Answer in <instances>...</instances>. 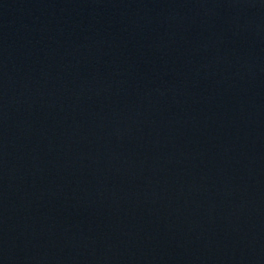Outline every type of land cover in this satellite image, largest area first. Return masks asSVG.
Wrapping results in <instances>:
<instances>
[{
  "label": "water",
  "instance_id": "water-1",
  "mask_svg": "<svg viewBox=\"0 0 264 264\" xmlns=\"http://www.w3.org/2000/svg\"><path fill=\"white\" fill-rule=\"evenodd\" d=\"M0 264H264V0H0Z\"/></svg>",
  "mask_w": 264,
  "mask_h": 264
}]
</instances>
